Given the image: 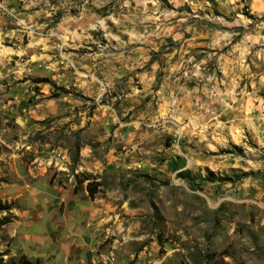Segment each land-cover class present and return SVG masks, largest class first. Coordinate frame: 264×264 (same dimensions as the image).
Here are the masks:
<instances>
[{"label":"rangeland","instance_id":"rangeland-1","mask_svg":"<svg viewBox=\"0 0 264 264\" xmlns=\"http://www.w3.org/2000/svg\"><path fill=\"white\" fill-rule=\"evenodd\" d=\"M4 217L6 264H264V0H0Z\"/></svg>","mask_w":264,"mask_h":264},{"label":"crops","instance_id":"crops-1","mask_svg":"<svg viewBox=\"0 0 264 264\" xmlns=\"http://www.w3.org/2000/svg\"><path fill=\"white\" fill-rule=\"evenodd\" d=\"M113 122L114 121L109 120V121H105V123H101V125H100L104 129L107 128V126H108V129L105 130L104 133H103V134L106 135V138H110L111 143H114L115 141L116 142H120L119 140H131V137H132L133 132L130 129H127V130L122 131V134L120 136H118L119 130H117V129L120 128V127L115 126L113 124ZM103 124H105V125H103ZM112 125H114L115 127H112ZM116 142H115V144H116ZM108 145L110 147L112 146V144H109V143H108ZM83 154H84V156L82 157L81 162H84L85 161V163H87V164H85L86 168H88V166H92V165L94 167H96L95 164L97 162H99V158H96L92 154L89 155L90 153L87 152V151H84V150H83ZM86 181L87 180H85V182Z\"/></svg>","mask_w":264,"mask_h":264},{"label":"trees","instance_id":"trees-1","mask_svg":"<svg viewBox=\"0 0 264 264\" xmlns=\"http://www.w3.org/2000/svg\"><path fill=\"white\" fill-rule=\"evenodd\" d=\"M234 148H236V146H234ZM209 175H211V174L209 173ZM209 175H208V177H209ZM86 180L89 181V182L87 183V186H86V191H87V193H88V196H89L90 198H93L94 195L97 193V188H98L100 185H99L98 183H96V182L90 181L89 178H87ZM206 180H209V181H210V179H207V178H206ZM9 222H10V219H8V217H4L3 219L0 220V226H3V225H5V224H7V223H9ZM0 264H6V263H4V262L2 261V259H0ZM15 264H33V263L29 262V261L26 259L25 256H19Z\"/></svg>","mask_w":264,"mask_h":264}]
</instances>
